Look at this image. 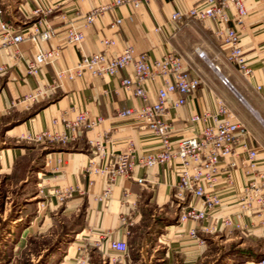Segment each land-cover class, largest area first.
Segmentation results:
<instances>
[{"label":"crops","instance_id":"0c3cea01","mask_svg":"<svg viewBox=\"0 0 264 264\" xmlns=\"http://www.w3.org/2000/svg\"><path fill=\"white\" fill-rule=\"evenodd\" d=\"M3 1L8 2L5 8L2 7L3 19L13 25L15 32L25 30L38 19L32 10L41 0ZM110 1L48 0L59 9L47 16L54 29V36L40 43V47L50 49L59 46L62 51L58 61L52 65H42L36 75L26 72L27 61L34 58L36 46L30 41L21 42L19 49L23 59L14 60L1 43L0 28V66L5 68L4 73L0 74V176H19L21 164L28 161L33 163V157L42 154L41 163L30 171L33 176L36 173L40 193L45 197L43 222L47 225L50 218L47 215L52 216L61 209L81 210L83 225L79 232H75L77 234L73 236V243L80 245L92 261L96 255L117 257L108 248L109 241L115 240L125 241L128 245V253L122 259L130 257L131 249L137 248L141 264H195L204 257L207 248L205 239L209 238L208 234L200 231V225H210L211 221H178L181 207L174 198L178 180L176 167L156 165L147 169L135 168L132 175L116 178L107 197H103L108 186L107 177H87L84 172L87 163L94 157V149L89 140L107 138L106 147L113 153L126 152L130 141L134 143L137 155L151 152L157 147L158 141L138 121L116 117L117 110L140 104L121 86V80L133 74L132 68H124L114 76L104 78H95L85 73L80 78L60 81L55 89L50 87L56 73L72 67L81 53L104 50L99 44L103 37L117 40L116 46L106 49L109 54L119 52L124 43L132 45L137 52H148L151 57H160L168 50L179 52L190 73L199 76L202 83L194 94L187 97L183 106L169 111L168 118L174 125L173 138L197 135L202 125L191 124L190 115L213 110L220 98L237 118L239 113L245 125L248 124V118L242 112L246 111L255 120L256 126H246L252 133L251 145L259 150V170L264 172V6L258 0H244L247 14L243 24L236 26L241 35L242 56L252 70L250 77H244L229 61L228 47L223 39L215 35L212 24L188 18L177 24L169 22L175 8L186 9L201 0H149L135 11L120 5L105 11L84 31L85 37L80 46L66 43L68 23L61 19L62 14L80 27L85 13ZM76 9L81 11L80 15L74 13ZM115 18H121L122 22L119 26L111 27ZM157 26H162V30L155 31ZM199 52H203L204 57H200ZM222 77L228 79V85L222 82ZM147 86L149 101L152 102L157 84L149 82ZM37 89L43 93L35 99L17 102L18 98L34 93ZM81 110H88L90 116H100L103 121L75 142L66 145H35L25 138L27 134L43 129L61 130L63 111H68L65 118L69 119ZM55 120L57 123H54ZM59 158L62 163L57 164ZM49 159L51 162H48ZM95 161L101 162L98 157H95ZM25 177H20L21 181ZM140 177L141 183L137 182ZM244 182L245 177L238 170L235 187L220 184L209 190L223 197L219 211L221 215L237 213L238 208L232 195ZM65 186L79 189L65 204L61 205L55 197L47 195L51 189ZM258 220V217L242 218V225L252 227L234 230V237L251 238L257 243L263 241L261 247L264 250V227L258 225ZM193 227L198 230L196 237L189 234ZM98 242L101 246L97 245ZM77 253L76 250L68 251L60 264H70Z\"/></svg>","mask_w":264,"mask_h":264},{"label":"built area","instance_id":"2783aa9c","mask_svg":"<svg viewBox=\"0 0 264 264\" xmlns=\"http://www.w3.org/2000/svg\"><path fill=\"white\" fill-rule=\"evenodd\" d=\"M38 1V0H35ZM264 6V0H258ZM149 0H111L91 8L83 15L80 27L71 23L66 15L61 19L68 23L66 29V43L80 46L84 40V31L89 29L105 11L125 5L131 11L137 10ZM59 9L48 0L37 2L32 10L37 16L36 22L25 30L15 32L13 25L3 19V9L0 6L1 43L14 60L23 59L19 44L30 41L36 46V53L31 61H27L26 72L36 75L42 65L54 64L61 57L59 46L43 49L40 43L54 36V29L48 22L47 16ZM80 15L81 11L74 12ZM247 14L244 0H201L200 3L186 9L175 8L169 22L177 24L188 18L200 23H210L214 26V33L223 39L227 45L228 59L244 77L252 75L251 68L246 64L240 47V32L237 25H242ZM132 20V17H129ZM121 18H115L111 27L119 26ZM162 26L155 27L161 31ZM104 49L90 54L81 53L78 61L69 68L56 73L51 89L64 79L83 77L85 73L95 78L111 77L120 70L131 67L133 74L121 80V86L139 100V106L127 107L116 111V117L138 121L141 127L151 132L158 141L155 150L137 155L132 141L128 143L126 152L113 153L107 149L108 139H92L89 144L94 149L92 157L85 167L87 177L105 175L108 186L103 197H107L110 187L117 177L132 175L135 168L147 169L156 165H166L178 169V180L175 185L174 198L181 207L178 216L180 223L192 221L202 223L211 221L210 225H200L203 234H225L234 230L246 229L252 226L242 225V218L258 217V225L264 227V172L259 170V150L251 145L252 133L241 122L222 99H217L213 110H203L191 114L189 122L201 123V131L194 136L173 138L174 125L168 118L171 109L183 106L189 95L194 94L202 81L197 75H192L184 63L183 56L176 51L168 50L160 57H151L148 52H137L135 48L124 43L121 50L109 54L106 49L117 45L113 37H103L99 40ZM204 57L203 52H199ZM5 68L0 66V74ZM225 85L229 84L226 77L221 78ZM157 84L155 99L150 102L147 84ZM37 89L17 102L35 99L42 94ZM176 95L174 98H171ZM14 106V103H12ZM68 111L62 113L61 130L43 129L25 138L33 143L42 145H66L75 142L87 131L95 129L102 121L100 116L92 117L88 110L77 112L73 118H65ZM57 123V120L54 121ZM98 157L101 162L95 161ZM48 162H51L49 159ZM62 159H57V164ZM56 168V167H55ZM241 170L245 182L233 193L238 211L235 215H221L219 213L223 197L209 191L222 184L225 187H235L237 171ZM137 182L141 183L142 178ZM77 187H56L48 191V196L55 197L59 202H66ZM45 198V197H44ZM46 200V199H45ZM253 225V222L251 221ZM197 227L190 229V236H197ZM264 237V232H263ZM101 246V243H97ZM109 250L117 254L118 258L126 256L128 245L125 241H109ZM77 255L70 264H89L88 257L80 245ZM233 264H264V257L239 260Z\"/></svg>","mask_w":264,"mask_h":264},{"label":"rangeland","instance_id":"374dc122","mask_svg":"<svg viewBox=\"0 0 264 264\" xmlns=\"http://www.w3.org/2000/svg\"><path fill=\"white\" fill-rule=\"evenodd\" d=\"M6 4L8 2L0 0L1 8H5ZM242 114L248 118L247 126H256L252 116L246 111ZM237 116L241 122L246 123L239 113ZM42 158V154L38 153V156L33 157V163L28 161L21 164L19 176H0V264H60L68 251L77 252L78 245L73 243V236L83 225L81 210L61 209L52 216L47 215L50 217L47 225L43 222L46 203L43 193H40L36 173L33 176L30 171L41 163ZM20 177L25 178L21 181ZM234 233L209 234V238L205 239L207 248L204 257L195 264H233L244 259L248 252L253 258L264 254L261 247L263 241L257 243L251 238L241 239L234 237ZM136 249H131L130 257L124 259L96 255L92 261L88 257L89 264H141Z\"/></svg>","mask_w":264,"mask_h":264},{"label":"trees","instance_id":"16d2710c","mask_svg":"<svg viewBox=\"0 0 264 264\" xmlns=\"http://www.w3.org/2000/svg\"><path fill=\"white\" fill-rule=\"evenodd\" d=\"M249 254H250V253L248 252V254L244 255V256H245L244 259L253 258V257L250 256ZM261 257H264V254H262V255H258V256H256L255 258H261ZM244 259H242V260H244Z\"/></svg>","mask_w":264,"mask_h":264},{"label":"water","instance_id":"95a60500","mask_svg":"<svg viewBox=\"0 0 264 264\" xmlns=\"http://www.w3.org/2000/svg\"><path fill=\"white\" fill-rule=\"evenodd\" d=\"M240 99H242V98L240 97Z\"/></svg>","mask_w":264,"mask_h":264}]
</instances>
